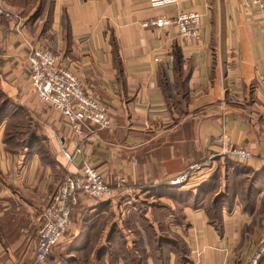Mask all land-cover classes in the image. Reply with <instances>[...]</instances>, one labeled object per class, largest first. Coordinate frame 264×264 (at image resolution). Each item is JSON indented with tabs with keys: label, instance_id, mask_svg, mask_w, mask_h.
Instances as JSON below:
<instances>
[{
	"label": "crops",
	"instance_id": "crops-1",
	"mask_svg": "<svg viewBox=\"0 0 264 264\" xmlns=\"http://www.w3.org/2000/svg\"><path fill=\"white\" fill-rule=\"evenodd\" d=\"M25 4L40 12L37 31L24 24L25 37L48 45L106 103L111 124L87 121L75 133L40 101L27 80V47L15 20L0 17V86L7 95L0 111V264H62L63 253L76 260L83 246L91 247V264H246L264 239V6L241 0ZM182 10L201 15L195 39L181 37L173 25H141ZM173 45L181 52L178 70ZM222 121L227 144L245 147L251 159L238 169L232 159L216 157L191 182L169 185L167 179L219 149ZM83 161L103 173L112 195L80 194L52 257L35 263L40 212L62 176L78 172ZM200 182L217 184L212 196L223 195L218 228L204 206L209 192L194 200ZM175 191L191 196L175 200Z\"/></svg>",
	"mask_w": 264,
	"mask_h": 264
},
{
	"label": "built area",
	"instance_id": "built-area-1",
	"mask_svg": "<svg viewBox=\"0 0 264 264\" xmlns=\"http://www.w3.org/2000/svg\"><path fill=\"white\" fill-rule=\"evenodd\" d=\"M177 0H150L154 7L175 3ZM245 6L262 8L264 0H241ZM0 15L14 19V31L19 34L27 47V80L33 92L44 104L59 112L65 123L75 133H80L83 123L90 122L102 128L111 124L108 106L99 97L87 92L78 75L71 68L62 64L54 51L46 44L33 42L24 35V22L0 0ZM201 15L197 11L182 10L175 16H153L141 22L143 27L163 28L173 25L178 34L186 39H195L199 35ZM264 50V25L261 31ZM158 60L157 57L154 58ZM223 122V121H222ZM226 130L222 123L221 145L209 153L203 161L190 164L175 176L167 179L171 186H182L191 182L197 172L208 167L216 158H229L238 163H246L252 153L243 146L227 144ZM264 135V119L261 122ZM104 200L112 195V189L102 172L83 161L78 172L65 173L47 204L38 217L36 234L35 263H42L52 248L63 238L71 223V213L78 202L79 195ZM264 252V239H260L246 264H257Z\"/></svg>",
	"mask_w": 264,
	"mask_h": 264
},
{
	"label": "trees",
	"instance_id": "trees-1",
	"mask_svg": "<svg viewBox=\"0 0 264 264\" xmlns=\"http://www.w3.org/2000/svg\"><path fill=\"white\" fill-rule=\"evenodd\" d=\"M0 17H3V18H5V19H7L6 17H4V16H2V15H0ZM171 55H172V59H173V68L175 69V70H178L179 69V67H180V62H181V52H180V49H179V47L178 46H176V45H173V47L171 48ZM7 103V101L5 100V101H3V103L1 104V106H0V111L2 110V109H4V105ZM9 126H10V124H8ZM9 129V128H8ZM8 131V130H7ZM6 131V134H5V138L7 139V141L8 140H10V142H11V139H12V137H14V131L15 130H13V131H11V132H7ZM224 160H227V161H229L230 159L229 158H226L225 157V159ZM231 162H232V164H234V165H236V167L238 168L239 166H241V163H238V162H235V161H232V160H230ZM239 169V168H238ZM218 176V171H215L214 173H213V175L212 174H210V176H208V178H209V182H210V180H211V178L210 177H217ZM255 177H256V174H254L253 175V179H252V182H253V180L255 179ZM204 180H206V179H204ZM240 182H238L239 184H237V188H239V186L240 185H242L241 183H242V181L241 180H239ZM206 182V181H205ZM243 184H245V183H243ZM178 186V185H177ZM197 187H198V193H199V195H197L195 198H194V200H196V199H198L200 196H202L203 195V193H204V191H208L209 192V195H208V197L206 198L205 197V203H204V206H205V209H206V211H207V215L209 216V221L211 222V223H213L214 224V226L215 227H219V224H220V222H219V217H220V214H219V202H220V199L223 197V195L221 194V195H214V196H212L213 194H215L214 192L216 191V189H217V187H218V185L217 184H215L214 186H212V187H208V185L207 184H205L204 182L203 183H199L198 185H197ZM248 189H250V187L248 188ZM200 192H201V194H200ZM174 194V198H175V200H184V199H186V198H188V197H190L191 196V194L190 193H187V192H174L173 193ZM79 200V199H78ZM187 200V199H186ZM78 205V202L75 204V206H74V208H73V211H74V209L76 208V206ZM73 211H72V213H73ZM72 213H71V217H72ZM66 232V231H65ZM65 234V233H64ZM63 237H64V235H63ZM63 239V238H62ZM62 239L59 241V243L62 241ZM58 243V244H59ZM58 244H56L53 248H52V250L49 252V254L47 255V257H46V259H45V261H47L50 257H52V251H53V249L58 245ZM90 248L91 247H89V246H83L82 248H81V250H79L82 254H83V256L82 257H77L78 259H76V260H74L73 258H71V257H65L66 255H64L65 253H63L62 254V256H61V258H64V259H61L62 261H61V263L62 264H91V262L89 261V259H88V254H89V252H90ZM106 251V247H103L102 249H100L99 250V253H100V255L102 254V253H104ZM97 257H99V256H97ZM64 261H67V262H64ZM161 264V263H160ZM257 264H264V253L260 256V258L258 259V261H257Z\"/></svg>",
	"mask_w": 264,
	"mask_h": 264
},
{
	"label": "rangeland",
	"instance_id": "rangeland-1",
	"mask_svg": "<svg viewBox=\"0 0 264 264\" xmlns=\"http://www.w3.org/2000/svg\"><path fill=\"white\" fill-rule=\"evenodd\" d=\"M18 2L20 3L17 9H15V7L10 6L9 3L11 2ZM3 4L10 8L15 14H17V16H19L20 18H22L24 24L27 25V28L30 29L31 31H37V24L34 25L33 21L34 18H37L38 14L40 12L37 11L38 7L35 5H26L25 4V0H3ZM7 99V95L5 92L2 91V88L0 86V106L3 103V101H5ZM7 105V103L5 104ZM4 105V106H5ZM255 247V246H254ZM83 254L81 253V255H78L77 257H82ZM35 262V260H34ZM45 262V260L43 261Z\"/></svg>",
	"mask_w": 264,
	"mask_h": 264
}]
</instances>
